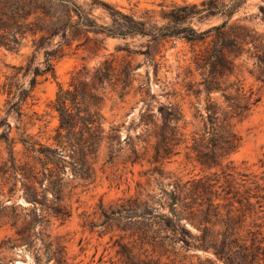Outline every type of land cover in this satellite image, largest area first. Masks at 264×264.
Returning a JSON list of instances; mask_svg holds the SVG:
<instances>
[{
	"label": "trees",
	"instance_id": "obj_1",
	"mask_svg": "<svg viewBox=\"0 0 264 264\" xmlns=\"http://www.w3.org/2000/svg\"><path fill=\"white\" fill-rule=\"evenodd\" d=\"M245 2L203 0L175 5L169 11H162V18L167 22L157 26L150 22L153 15L145 19L135 17L101 0H92V4L104 8L109 23L99 24L91 10L78 0H0L1 45L19 51L23 39L29 35L34 48L26 67V72L32 73L30 86L12 80L3 84L7 105L19 115L20 104L33 97L39 77L54 73L53 61L63 56L74 41L79 40V47L94 39L90 34L121 38L149 35L153 40L182 36L193 44H205L193 63L194 70L202 76L199 84L210 96V104L203 128L193 131L192 143L187 148L201 165L208 169L220 167L221 172L186 182L172 178L157 195L143 197L138 192L119 204L112 216L105 214L102 224L112 219L120 229L132 230L133 242L116 241L120 264H186L176 258H163L161 250L168 251L176 243L195 253L211 255L199 264H264V222L257 209L262 204L260 199L251 201L261 195L252 194L250 188L241 190L247 181L245 178L241 179L242 183L237 181L231 158L241 145L235 122L247 117L258 101L254 90L245 88L244 64L239 62L242 55L253 59V68L248 73L264 84V31L244 22L251 16L235 17ZM259 9L264 20V5ZM214 16H221L223 20L204 30L192 24L194 18ZM80 37L85 40L81 41ZM40 54L44 58L36 62ZM131 71L129 63L119 68L112 60L105 59L102 66L78 69L72 76V89L60 86L54 104L59 117L54 145L22 138L24 156L17 158L9 132L3 134L11 143L9 157L0 165L2 191L7 189L13 196L20 190L19 198L29 205H12L11 224L16 228V237L3 239L0 253L19 243L35 251L37 264L45 257L47 261L54 259V264H70L59 242L54 244L42 238L45 249L36 246V239L42 235L37 227L46 229L51 217L61 222L70 218L73 206L68 201L78 186L94 182V163L104 143L109 148L107 162L116 157L114 146L121 143V137L117 126H105L103 88L106 83L112 86L123 83L124 90ZM214 92H220L224 98L223 108L212 101ZM148 110L141 112L138 122L144 130L135 137L125 138L131 148L127 161L132 165L146 161L152 167L144 174L171 178L165 170V161L177 153L175 150L182 142L178 123L184 117L183 110L159 108L160 126ZM134 138L144 143L143 151ZM151 138L155 139L153 144H150ZM120 149L118 146L117 151ZM73 181L78 183L72 185ZM18 207L28 211L20 225ZM5 208L0 209V227L4 224L1 213ZM92 226H95L93 222ZM138 248L143 251L137 252Z\"/></svg>",
	"mask_w": 264,
	"mask_h": 264
},
{
	"label": "rangeland",
	"instance_id": "obj_2",
	"mask_svg": "<svg viewBox=\"0 0 264 264\" xmlns=\"http://www.w3.org/2000/svg\"><path fill=\"white\" fill-rule=\"evenodd\" d=\"M101 1L108 2L135 17L145 19L153 15L151 24L162 26L167 22L162 18V11H169L175 5L200 3L203 0ZM245 1L235 17L251 16L244 22L259 31H264L263 15L259 9L264 5V0ZM78 2L91 10L99 24L110 22L104 8L94 6L92 0ZM222 20L221 16L201 20L194 18L192 24L195 28L204 30ZM90 36L94 39L79 47L77 46L79 40L74 41L63 56L53 61L54 73L47 77H39V83L32 92L33 97L20 104V115L16 111H11L7 105L8 96L3 91V84L12 80L17 84L30 86L32 73L28 74L26 67L34 49L32 37L27 35L23 39L19 51L8 50L0 43V165L9 157L11 142L3 136L7 132L10 141L11 139L14 141L13 149L17 158L23 159L24 156L22 138L54 145L53 136L59 125L58 113L54 109L57 93L60 86L65 89L73 88L72 76L78 69L83 66L92 69L102 66L105 59L112 60L119 68L129 63L132 71L124 90L121 89L123 83L113 86L106 83L103 88L105 99L102 108L106 119L105 126L107 128L117 126L119 128L117 134L121 137V143L114 146L116 157L112 162H107L109 148L108 144L104 143L94 163L96 169L94 182L78 186L75 189L76 194L68 201L73 206L70 218L61 222L51 217L46 229L41 230L40 226L37 227V231H41L42 235L36 239V246L43 250L45 245L42 238L54 244L59 242L64 247L70 264H120L116 241L133 242L132 230L120 229L112 219L102 224L106 220L105 214L112 216V211L117 209L119 204L138 192H141L143 197L146 194L157 195L163 184L166 185L172 178L178 177L182 182H186L211 175L215 171L221 172L220 167L208 169L201 165L187 148L192 143L193 131H200L203 128L206 108L210 104V96L205 92L203 85L199 84L202 76L194 70L193 63L196 53L205 44H193L182 36L156 40L149 35L127 38L93 34ZM80 38L81 41L85 40L84 37ZM43 58L40 54L36 62H41ZM239 62L244 64L245 88L254 90V97L258 98V101L247 117L235 122V129L241 136V145L231 158L234 161L237 181L242 183L243 178L247 181L241 190L250 188L252 194L261 195L260 198H252L251 201L255 203L260 199L262 207L257 206V209L260 210L259 215L264 222V84L256 81L248 73V70L253 68L252 58L248 59L246 55H242ZM211 96L219 108L224 107V98L220 92H214ZM159 108H181L184 114L178 123L179 132L183 133L182 142L175 150L177 153L165 161V170L171 176L166 179L159 174L155 177L150 173L144 174L152 167L146 161L135 165L127 161L131 148L125 138L128 135L135 137L144 130V126L138 125V122L141 112L146 109L154 114L157 124L162 125ZM6 122L10 124V128ZM135 141L137 147L143 151L144 143L137 139ZM154 141L155 139L151 138L150 144ZM118 146L121 149L117 151ZM1 180L0 178V209L4 206L6 208L1 213L4 224L0 227V243L5 238L16 237V228L11 224L14 220L11 219L12 205L18 203L29 205L23 198H19L20 190L13 196L7 193V189L2 191ZM77 183L73 181L72 185ZM27 212L17 208L18 225ZM92 222L95 226H92ZM139 249H136L137 252L143 251ZM148 249L152 250L151 247ZM161 253H164V259L176 258L186 264H199L200 260L211 256L201 251L195 253L187 250L180 243L173 244L168 251L161 250ZM42 261L41 264H54V259L47 261L45 257ZM0 264H37L35 251L28 249L25 244L17 243L14 248L4 249L0 253Z\"/></svg>",
	"mask_w": 264,
	"mask_h": 264
}]
</instances>
